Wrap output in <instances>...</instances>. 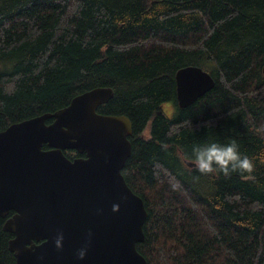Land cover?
Returning <instances> with one entry per match:
<instances>
[{"label":"trees","instance_id":"16d2710c","mask_svg":"<svg viewBox=\"0 0 264 264\" xmlns=\"http://www.w3.org/2000/svg\"><path fill=\"white\" fill-rule=\"evenodd\" d=\"M188 65L215 86L181 108ZM98 87L114 91L98 112L132 121L122 173L148 211V264H264V0H0V131ZM232 139L251 174L187 164L194 145ZM5 221L0 264H16Z\"/></svg>","mask_w":264,"mask_h":264},{"label":"water","instance_id":"95a60500","mask_svg":"<svg viewBox=\"0 0 264 264\" xmlns=\"http://www.w3.org/2000/svg\"><path fill=\"white\" fill-rule=\"evenodd\" d=\"M175 79L181 108L215 86L199 65L180 68ZM113 96L110 87L90 89L0 131V218L14 235L16 264H148L137 248L148 211L122 173L132 121L98 112Z\"/></svg>","mask_w":264,"mask_h":264},{"label":"clouds","instance_id":"9594fccd","mask_svg":"<svg viewBox=\"0 0 264 264\" xmlns=\"http://www.w3.org/2000/svg\"><path fill=\"white\" fill-rule=\"evenodd\" d=\"M190 159L195 169L202 175L220 173L227 177L233 173L251 174L254 170L252 158L240 152V146L235 139L228 143L196 144L192 147ZM79 256L83 258V252L79 253Z\"/></svg>","mask_w":264,"mask_h":264},{"label":"rangeland","instance_id":"374dc122","mask_svg":"<svg viewBox=\"0 0 264 264\" xmlns=\"http://www.w3.org/2000/svg\"><path fill=\"white\" fill-rule=\"evenodd\" d=\"M163 109L168 116H172L175 111L174 104L170 102L165 103ZM146 133H148V129L146 130Z\"/></svg>","mask_w":264,"mask_h":264}]
</instances>
